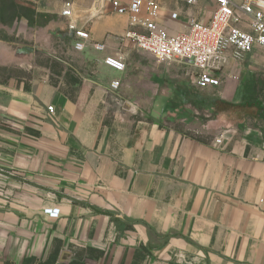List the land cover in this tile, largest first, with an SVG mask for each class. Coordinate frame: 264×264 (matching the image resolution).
<instances>
[{
	"label": "crops",
	"instance_id": "obj_1",
	"mask_svg": "<svg viewBox=\"0 0 264 264\" xmlns=\"http://www.w3.org/2000/svg\"><path fill=\"white\" fill-rule=\"evenodd\" d=\"M110 1H70V21L90 36L84 50L66 29L60 66L45 60L29 77L0 82V264H42L57 248L56 264H133L140 247L149 257L137 264H264V86L254 89L264 50L229 62L238 78L206 88L216 98H193L239 114L203 124L184 110L182 67L191 66L120 44L127 19ZM155 1L169 35L186 32L189 19L207 23L216 7ZM107 56L124 71L107 67ZM11 57L4 49L0 67Z\"/></svg>",
	"mask_w": 264,
	"mask_h": 264
},
{
	"label": "built area",
	"instance_id": "obj_2",
	"mask_svg": "<svg viewBox=\"0 0 264 264\" xmlns=\"http://www.w3.org/2000/svg\"><path fill=\"white\" fill-rule=\"evenodd\" d=\"M188 6L199 0H173ZM113 12L127 19L128 30L118 37V42L129 43L136 49L145 51L159 63H177L190 65L194 70V83L199 89L217 88L224 78L237 80V76L226 73L227 64L241 63L254 48L264 50V0H215V11L207 23L194 19L187 22L184 33L169 35L157 24L161 7L155 0H118L110 1ZM60 16L69 20L66 29L74 38L73 48L82 51L90 43L87 31L70 21L72 4L65 2ZM176 13L171 14L175 19ZM245 26L247 30L241 28ZM93 48L103 51V44L94 43ZM104 64L118 72H123L125 65L120 57L107 56ZM118 82L110 83L112 90ZM231 131L226 130L214 140L213 145L222 139H228ZM58 209L49 213L50 218H57Z\"/></svg>",
	"mask_w": 264,
	"mask_h": 264
},
{
	"label": "rangeland",
	"instance_id": "obj_3",
	"mask_svg": "<svg viewBox=\"0 0 264 264\" xmlns=\"http://www.w3.org/2000/svg\"><path fill=\"white\" fill-rule=\"evenodd\" d=\"M70 1L72 0H35L34 2H29L37 12L54 15V19L42 28H29L25 20H21L13 28L0 25V54L5 49L14 55L13 58L11 57L8 60L10 63L14 62L11 66L0 67L5 68V70H0V82L8 77H29L34 71V66L37 64L43 65L45 60H51L54 63H51L52 70L60 66L57 60L63 61L64 59L68 36L65 35L66 20L56 14V11L60 12L63 4ZM81 1L94 2V0ZM61 65L63 64L61 63ZM173 65L178 67L176 64ZM182 68L185 90L184 110L186 112L189 111L195 119H198L203 124L215 119L235 122L239 114H233L231 109L221 110L219 108L220 105L200 109V107H195L192 104L194 99L200 97L216 98L217 91L195 88L193 84V69L189 66H183ZM259 79L264 82V69L260 73ZM193 92L194 94H192ZM121 108L112 107L115 110H121ZM139 109L143 111V107H139ZM125 110L136 112L137 107H126Z\"/></svg>",
	"mask_w": 264,
	"mask_h": 264
},
{
	"label": "trees",
	"instance_id": "obj_4",
	"mask_svg": "<svg viewBox=\"0 0 264 264\" xmlns=\"http://www.w3.org/2000/svg\"><path fill=\"white\" fill-rule=\"evenodd\" d=\"M53 19H54V15L37 12L33 8V6L28 2L20 3L17 2L16 0H0V24L2 26L13 28L21 20H25L26 25L29 28H42ZM0 70H5V68H0ZM257 84H259L258 88L257 87L254 88L255 91H257L256 94L260 92V90L264 86V82L259 79ZM252 94L253 92H251V99L254 104L253 107L256 108L255 107L256 96H253ZM111 220L113 222H116V219L114 217H111ZM126 228L131 230L132 226H127ZM57 254H58V248L55 249V251H53L42 264H56ZM147 256L149 257L147 248L140 247L135 254V262L133 264H137L136 262L140 260L141 257L143 258ZM30 262H33V260L25 259L22 264H29ZM69 264H83V263L81 261H72Z\"/></svg>",
	"mask_w": 264,
	"mask_h": 264
}]
</instances>
